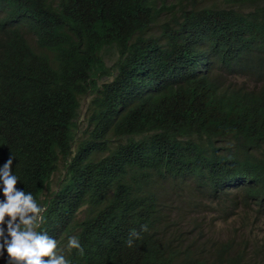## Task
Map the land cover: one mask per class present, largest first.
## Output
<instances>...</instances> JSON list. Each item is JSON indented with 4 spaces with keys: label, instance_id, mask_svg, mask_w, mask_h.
<instances>
[{
    "label": "trees",
    "instance_id": "trees-1",
    "mask_svg": "<svg viewBox=\"0 0 264 264\" xmlns=\"http://www.w3.org/2000/svg\"><path fill=\"white\" fill-rule=\"evenodd\" d=\"M190 1L161 24L158 0H0V167L69 264H264L200 217L264 221V0Z\"/></svg>",
    "mask_w": 264,
    "mask_h": 264
},
{
    "label": "clouds",
    "instance_id": "clouds-1",
    "mask_svg": "<svg viewBox=\"0 0 264 264\" xmlns=\"http://www.w3.org/2000/svg\"><path fill=\"white\" fill-rule=\"evenodd\" d=\"M12 165L13 157L10 156L0 167V193L4 197L0 200V258L6 252L7 264H69L64 255L58 254V242L37 230L43 223L45 209L31 193L17 188L18 177L12 173ZM206 212L207 209L200 217ZM143 230L147 231V225ZM133 238H139V234H131L129 246H132ZM67 246L84 255L77 237H69Z\"/></svg>",
    "mask_w": 264,
    "mask_h": 264
},
{
    "label": "rangeland",
    "instance_id": "rangeland-1",
    "mask_svg": "<svg viewBox=\"0 0 264 264\" xmlns=\"http://www.w3.org/2000/svg\"><path fill=\"white\" fill-rule=\"evenodd\" d=\"M209 4H216L220 8H235L242 10H249L248 4L241 5L236 3L233 0H198L196 4L197 8L204 7ZM162 6V8H161ZM194 5L190 0H158V7L161 8V13L159 16L160 23H166L171 21L172 15L181 16L183 11L189 10ZM172 23V21L170 22ZM109 56L106 57V60ZM89 98L84 97L81 100V108L79 112L78 119V127L79 130L77 132V136H84L83 132L87 127V117L89 116ZM63 167L60 166V170L53 177L51 181V191L55 190L58 187L59 180L61 178V172ZM49 195V190H45L44 196ZM217 212L213 207H209L205 216L207 217L208 228L211 230L210 234H214L217 237H220L222 240H226L231 238L232 236L247 235V236H258L260 238H264V221L260 223H252L251 225H247L248 223H244L239 217H234L228 222H224L219 220L217 216ZM238 229V231H236Z\"/></svg>",
    "mask_w": 264,
    "mask_h": 264
}]
</instances>
